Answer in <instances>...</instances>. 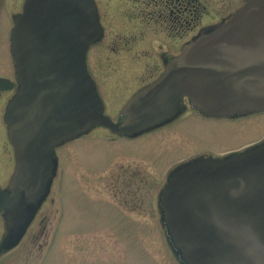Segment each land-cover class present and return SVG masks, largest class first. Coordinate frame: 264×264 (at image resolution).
<instances>
[{"label":"water","instance_id":"95a60500","mask_svg":"<svg viewBox=\"0 0 264 264\" xmlns=\"http://www.w3.org/2000/svg\"><path fill=\"white\" fill-rule=\"evenodd\" d=\"M186 45L165 72L137 93L115 124L103 115L86 70L101 35L93 0H25L13 55L21 87L5 113L16 168L0 188L14 238L29 224L50 184L52 150L101 125L125 136L178 112L185 95L204 115L264 110V0ZM0 80V88H7ZM167 228L188 264H264V145L228 160H199L179 170L162 197Z\"/></svg>","mask_w":264,"mask_h":264},{"label":"rangeland","instance_id":"374dc122","mask_svg":"<svg viewBox=\"0 0 264 264\" xmlns=\"http://www.w3.org/2000/svg\"><path fill=\"white\" fill-rule=\"evenodd\" d=\"M200 1L216 26L239 3ZM149 36L151 40L153 33ZM108 43L98 42L89 49L88 71L106 117L115 123L133 92L163 71L161 53L167 48ZM172 50L177 54L178 49L168 53ZM8 56H12L10 48ZM187 109L175 120L135 136L96 126L54 147L52 179L30 217L32 227L19 233L14 247L27 230L35 229L40 232L36 264L44 255L42 264H188L167 228L163 194L176 173L196 161L191 157L202 152L220 157L243 144L264 141V112L210 119ZM6 137L0 126L3 188L13 174L12 148ZM3 227L0 221V233Z\"/></svg>","mask_w":264,"mask_h":264},{"label":"flooded vegetation","instance_id":"af4514ba","mask_svg":"<svg viewBox=\"0 0 264 264\" xmlns=\"http://www.w3.org/2000/svg\"><path fill=\"white\" fill-rule=\"evenodd\" d=\"M94 2L102 30L100 43L106 41L111 45L120 43L123 46L138 47L150 46L151 44V47L167 48L166 51H162L163 54L161 53V58L164 61L177 56L182 47L196 38L201 32L215 25L212 20H208L211 13H206L207 9L205 6H201L200 0H94ZM23 3L24 0L22 3L21 0L0 1V78L12 83L10 88L0 90V107H2L0 126L4 128L6 136L5 109L20 87L16 67L10 56H8V48H10V34L14 25L13 17L21 12ZM242 6L243 0H239L238 5L223 16L221 21L236 13ZM2 30H4V33ZM106 33H108L107 36ZM149 33H153L151 40ZM4 46L5 52H7L6 55H3ZM170 49H178L177 54L174 53L175 50L168 53ZM189 100H191L190 97L183 98L180 106L190 107L187 102ZM187 110H184L185 113ZM9 145L12 148L10 143ZM250 145L252 144H243L239 148L226 151L220 157L202 152L191 158L196 159L208 156L222 158L238 154L246 150ZM12 164V171H14L16 160L13 148ZM9 181L6 188H1L8 190ZM8 218L10 217L7 216V212L2 211L0 213V221L5 229V231L0 233V264H36L34 251L39 246L37 239L40 237V232H35V229L32 232H28L33 225V222H30L25 228L28 229L26 234L19 240V245L14 247V243L19 239V236L14 238L17 235L10 230L14 226H9ZM44 228L43 226L41 230ZM27 235H30L28 241L24 240ZM45 258L46 255H44L43 261Z\"/></svg>","mask_w":264,"mask_h":264}]
</instances>
